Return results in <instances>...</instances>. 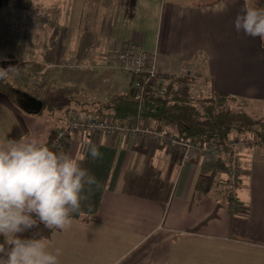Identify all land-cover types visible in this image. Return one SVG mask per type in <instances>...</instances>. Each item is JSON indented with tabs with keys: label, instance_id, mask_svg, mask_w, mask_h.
Wrapping results in <instances>:
<instances>
[{
	"label": "crops",
	"instance_id": "crops-1",
	"mask_svg": "<svg viewBox=\"0 0 264 264\" xmlns=\"http://www.w3.org/2000/svg\"><path fill=\"white\" fill-rule=\"evenodd\" d=\"M201 1L59 0L63 33L69 38L79 33L77 47L63 53L88 69L76 70L78 88L96 95L84 86L93 89L101 75H110L109 94L98 100L126 90L129 76L118 69L116 56L125 41H133L156 53L159 73L179 75L180 66L200 52L202 71L216 92L251 103L264 100L262 40L234 25L245 2ZM38 117L27 119L13 99L0 93V141L20 139V119L34 132L30 140L36 139ZM67 120L57 115L53 125ZM53 125L40 142L53 140ZM51 140L45 145L55 151ZM88 145L99 149V158L88 154ZM58 152L85 156L82 166L99 182L72 226L42 240L50 250L62 251L60 264H264V143L237 147L241 177L233 189L226 151L214 159L185 158L180 149L151 137L74 133ZM199 176L205 184L197 191ZM231 189L236 211L230 210Z\"/></svg>",
	"mask_w": 264,
	"mask_h": 264
},
{
	"label": "trees",
	"instance_id": "trees-1",
	"mask_svg": "<svg viewBox=\"0 0 264 264\" xmlns=\"http://www.w3.org/2000/svg\"><path fill=\"white\" fill-rule=\"evenodd\" d=\"M221 1L224 0H203L200 5H212ZM243 1L246 7L252 5L264 7V0ZM31 3L32 0H0V7L10 5L27 11L31 8ZM262 45L264 46V41ZM200 54L197 53L189 61L195 64L196 75L205 81L203 88L195 94H193V88L197 85L195 79L159 72L155 79L148 81L142 74L126 73L129 76L127 89L117 91L105 100L78 102L74 97H70L67 104L57 105L50 102H46L45 105V101L41 100L42 106L39 109L19 100V97H26V93L7 84V80L0 81V91L13 99L20 111L27 114L41 116L44 110L51 111L56 108L66 112L65 115L68 117L71 113L77 112L85 117L103 118L113 123H127L131 119L142 120L148 122L149 127L154 130L164 129L168 136L188 138L197 146L216 143L223 147V152L228 153L227 170L230 164L234 162L239 164L236 151L234 153L232 149L226 148L227 140L264 143V116H253L248 112L249 99L226 92H216L212 88L211 78L202 71V62L198 60ZM136 82L141 83V93L134 88ZM160 88L164 93H159ZM74 89L76 93L78 88ZM227 177L230 183V177L228 175ZM240 177L241 174L239 181ZM204 179V176H199L196 182L197 191L205 184ZM53 231L38 223L37 227L21 235L28 239L47 240Z\"/></svg>",
	"mask_w": 264,
	"mask_h": 264
},
{
	"label": "clouds",
	"instance_id": "clouds-1",
	"mask_svg": "<svg viewBox=\"0 0 264 264\" xmlns=\"http://www.w3.org/2000/svg\"><path fill=\"white\" fill-rule=\"evenodd\" d=\"M237 31L264 41V7L248 6L234 21ZM14 67L0 68L6 81ZM88 154L99 158L95 145ZM85 156L55 152L37 139L0 141V264H60V249L40 239L24 238L39 224L49 230H67L81 204L89 198L96 177L83 167Z\"/></svg>",
	"mask_w": 264,
	"mask_h": 264
},
{
	"label": "rangeland",
	"instance_id": "rangeland-1",
	"mask_svg": "<svg viewBox=\"0 0 264 264\" xmlns=\"http://www.w3.org/2000/svg\"><path fill=\"white\" fill-rule=\"evenodd\" d=\"M61 12L59 0H32L31 8L27 11L13 8L10 5L0 7V68H15L9 74L7 84H11L16 90L17 88L22 89L27 96L18 99L33 107L39 106L38 102L31 100L33 96L37 97L39 101H45V105L46 102L57 105L67 104L70 97H74L78 102L84 99L98 100L109 92L110 75L107 79L101 75V81L99 79L93 89L84 86V88L95 92L96 95L90 93L87 96L86 91H81V88H78L76 84V72L78 71L76 70L88 69L84 66L77 67L76 63L70 62L69 57L63 53V50H68L70 46L77 47V34L79 33L74 31L71 38L67 36L68 33H63ZM79 23V19L75 20L74 27ZM35 59L39 65L34 63ZM74 87L78 88L76 93ZM197 88V85L193 88V94ZM0 93L3 94L2 91ZM260 101L248 103V112L251 115L264 116V100ZM59 111L62 110L56 108L51 111L44 110V117L43 115L38 117L35 137L37 140L40 141L42 133L47 130L48 133L50 132V125H53L57 115L65 116L66 112ZM22 113L29 120H33L36 116ZM53 127L55 133L60 126L56 128L54 124ZM19 135L20 138L23 135L26 141L34 136V132L29 131L26 122H22L21 119ZM50 140L49 137L43 143L50 145L48 144ZM51 147L58 152L53 145Z\"/></svg>",
	"mask_w": 264,
	"mask_h": 264
},
{
	"label": "built area",
	"instance_id": "built-area-1",
	"mask_svg": "<svg viewBox=\"0 0 264 264\" xmlns=\"http://www.w3.org/2000/svg\"><path fill=\"white\" fill-rule=\"evenodd\" d=\"M117 67L119 70L126 73L142 74L145 80L155 79L158 74L157 69V56L156 53H149L143 50L141 45L133 41H125L116 56ZM196 66L192 62H185L180 66L181 77L195 79L197 83V90L199 92L205 81L203 78L196 75ZM135 90L142 92L141 83L136 82L134 85ZM159 93H164L160 88ZM135 120L131 124L127 123H113L109 120L97 117H85L77 112H73L68 117L67 122L60 126L54 133L52 145L59 150L72 134H90L102 133L106 136H146L151 137L154 141H162L173 148H178L182 151L183 157H188L192 154H200L210 159L217 158L223 150L221 145L216 143H208L203 146L194 145L188 138H177L176 136H168L166 130H154L147 124H142ZM244 144L241 140L229 139L225 143L226 148H230L235 153L239 145ZM227 175L230 177L232 189L239 181L241 174L240 166L237 162L230 164L226 170ZM229 192L228 198L232 200L230 209L236 211L238 209L235 201V194L233 190Z\"/></svg>",
	"mask_w": 264,
	"mask_h": 264
},
{
	"label": "water",
	"instance_id": "water-1",
	"mask_svg": "<svg viewBox=\"0 0 264 264\" xmlns=\"http://www.w3.org/2000/svg\"><path fill=\"white\" fill-rule=\"evenodd\" d=\"M30 99H31V98H30ZM31 100H33V98H32ZM35 101L39 103V106H36V107H34V108H37V109H39V108L41 107V106H40V104H41V101H38V100H35V99H34V102H35Z\"/></svg>",
	"mask_w": 264,
	"mask_h": 264
}]
</instances>
